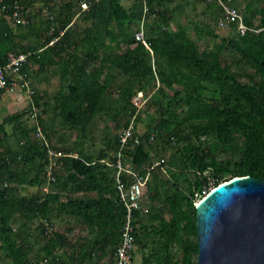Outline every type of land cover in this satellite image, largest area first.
Returning <instances> with one entry per match:
<instances>
[{"label":"trees","instance_id":"1","mask_svg":"<svg viewBox=\"0 0 264 264\" xmlns=\"http://www.w3.org/2000/svg\"><path fill=\"white\" fill-rule=\"evenodd\" d=\"M225 1L264 27V0ZM220 14L203 0H0V64L29 53L34 90L0 122V264H115L124 208L109 164L134 114L123 165L144 175L163 159L134 211L136 264H196L195 203L231 178L264 180V31L221 33ZM142 21L152 53L135 37ZM139 91L150 98L136 112Z\"/></svg>","mask_w":264,"mask_h":264},{"label":"water","instance_id":"2","mask_svg":"<svg viewBox=\"0 0 264 264\" xmlns=\"http://www.w3.org/2000/svg\"><path fill=\"white\" fill-rule=\"evenodd\" d=\"M196 264H264V180L237 176L195 203Z\"/></svg>","mask_w":264,"mask_h":264},{"label":"built area","instance_id":"3","mask_svg":"<svg viewBox=\"0 0 264 264\" xmlns=\"http://www.w3.org/2000/svg\"><path fill=\"white\" fill-rule=\"evenodd\" d=\"M206 2H214L220 8V17L218 18V25L221 28L229 27L231 23H234L241 34L252 31L259 33L264 31V27L251 28L244 23L242 14L226 3L225 0H203ZM17 8H19V4ZM88 4L86 2L81 3L82 8H87ZM144 14L146 12V5L144 4ZM22 6L20 5V8ZM28 9L25 10V13H28ZM44 15L52 19L50 12L45 8L43 9ZM18 10H15L13 13L14 25L15 24H25L27 22L25 15H19ZM144 20V15H143ZM137 41H141L147 51L152 53L150 47L145 41L143 34V21L141 22V27L138 32L135 33ZM54 41V40H53ZM50 41V43H53ZM29 53L20 52V51H10L7 53L6 61L4 64H0V98L6 95L14 94L17 90L24 91L29 96H31L34 90L31 88L30 83L23 77L21 72L22 65L26 62ZM156 75V73H155ZM157 77V76H155ZM157 86H159V81L157 80ZM146 100L143 96V92L139 91L134 94L131 102L137 109L141 108V105ZM33 111L37 112V108L33 106ZM138 111V110H136ZM133 136V126L132 122L123 129L120 136V146L119 150L116 153V159L110 162L109 166L114 169L113 173V182L115 188L116 198L119 204L124 208V214L122 219V224L120 228V237L118 245L114 251L115 264H134L133 253L135 250V238H134V211L141 209V199L145 194L147 188V180L150 178V172L154 167L161 166L163 159L154 161L147 164L145 169V174H141L139 171L134 170L129 165H123L121 160V150L127 143V141ZM35 137L38 139H43L41 128L37 126ZM152 138V137H151ZM135 141L138 142V139L135 138ZM51 155H60V153L51 151ZM47 176V185H44L43 191L47 192L49 189L48 184L55 182V176L51 173L49 169L46 173ZM128 178V181L125 179ZM51 231V228L49 229Z\"/></svg>","mask_w":264,"mask_h":264},{"label":"rangeland","instance_id":"4","mask_svg":"<svg viewBox=\"0 0 264 264\" xmlns=\"http://www.w3.org/2000/svg\"><path fill=\"white\" fill-rule=\"evenodd\" d=\"M129 3H130V1L125 2V5H128ZM83 9H86V8H83ZM187 11L190 12V15H191L193 20H196V19L207 20L211 25H214V26L216 25V22L213 19H211L209 17L202 16L200 14V10L193 11L192 6H188ZM13 26H15L14 23H13ZM227 29H228V27L222 28L220 30V32L221 33L226 32ZM51 80H52V78H51ZM53 81H52L53 85L57 84V79L55 76H53ZM50 88H52V87H50ZM53 88H54V86H53ZM143 96L146 98V100L141 105V108L137 109V107L135 106V109L138 110L139 112L144 110L145 105L149 101L150 94L145 96V94L143 93ZM132 97H131V100H132ZM30 101H31L30 96L27 93H25L23 90L22 91L17 90L14 94L6 95V96H3L2 98H0V122L3 121L4 119H6L7 117H9V115H11L15 112L24 110L27 107V105L30 103ZM138 111H136V112H138ZM134 115L132 116V118L130 120V122H132L133 130H134V121H135ZM34 120H35L34 116H31V115L27 116V118L26 117L24 118V121H25L27 128H29V127L32 128L34 123L36 124V121H34ZM142 127L143 126H141L140 129H142ZM5 128L7 129L8 132L12 133L11 132L12 131L11 125L7 124V125H5ZM33 136L35 137V132L33 133ZM97 145L98 144H96V146ZM48 186H50V185H48ZM74 233H76V230H74ZM81 233H83V232H81ZM39 245H41V244H39ZM134 251H135L134 252V264H136L140 261V258H139V254L136 251V249Z\"/></svg>","mask_w":264,"mask_h":264},{"label":"crops","instance_id":"5","mask_svg":"<svg viewBox=\"0 0 264 264\" xmlns=\"http://www.w3.org/2000/svg\"><path fill=\"white\" fill-rule=\"evenodd\" d=\"M33 190H34V189H33L32 187H29V186H27V185H23V186H22V192H23V194H27V193H29V192H31V191H33ZM14 226H15V225H14ZM38 246H39V247L34 246V249L37 250L38 248L41 247V245H39V244H38Z\"/></svg>","mask_w":264,"mask_h":264}]
</instances>
